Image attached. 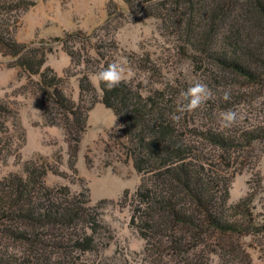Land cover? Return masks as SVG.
Returning a JSON list of instances; mask_svg holds the SVG:
<instances>
[{"label":"trees","instance_id":"1","mask_svg":"<svg viewBox=\"0 0 264 264\" xmlns=\"http://www.w3.org/2000/svg\"><path fill=\"white\" fill-rule=\"evenodd\" d=\"M123 2L127 15L137 20L155 18L162 33L175 38L198 70L200 82L210 89L208 101L195 110L176 112L173 86L144 94L127 80L111 89L99 84V98L86 73L78 78L79 97L73 100L62 87V77L45 64L53 48L15 40L23 14L36 0H0V53L11 57L32 82L45 122L61 128L71 168L90 110L99 100L112 110L139 176L133 194L125 190L120 201L125 199L131 207L130 225L145 240L149 255L199 264L200 252L205 250L222 264H253L236 240L250 236L264 251V177L257 170L264 154V0ZM109 3L103 28L108 44L93 48L104 64L107 52L118 49L114 33L127 17ZM85 37L75 29L55 40L71 62L82 65L90 58L84 57L89 56L83 46ZM225 90L230 93L228 101L221 98ZM85 94L92 96L89 105H84ZM228 109L242 118L222 128L218 113ZM173 114L180 119L172 120ZM15 117L16 111L0 99V157L14 155L24 144V133L15 137L7 127L10 120L16 124ZM224 167L233 168L234 174L256 171L247 182V193L237 201H230V178L223 175ZM22 169L0 178V238L21 246L17 253L1 244L0 264H75L67 260L64 250L70 242L84 247L92 241L84 228L96 222L92 212L105 200L92 207L84 193H72L66 185L49 186L47 172L58 171L42 157L25 160ZM78 230L86 240L80 242Z\"/></svg>","mask_w":264,"mask_h":264},{"label":"rangeland","instance_id":"2","mask_svg":"<svg viewBox=\"0 0 264 264\" xmlns=\"http://www.w3.org/2000/svg\"><path fill=\"white\" fill-rule=\"evenodd\" d=\"M109 2L118 8L119 14L124 13L127 17L121 19L123 25L114 33L118 49L107 52L104 64L98 60L93 48L95 44H108L103 28ZM127 13L128 8L123 0H36V4L23 14L14 37L18 42L32 41L33 44L43 43V46L53 48L52 52L47 53L45 64L62 77L65 93L75 101L79 97L78 78L82 73L88 75L100 98L101 90L94 80V74L121 58L126 60L123 80L133 82L144 94L173 86L178 97L181 91L200 81L199 72L191 59L182 54L175 38L162 33L157 19L144 17L137 20ZM75 29L87 36L83 39V46L89 56L84 57L90 58L88 63L82 65L71 62L60 42L55 40L64 32ZM68 45L79 46L73 42ZM32 79L38 80V76ZM0 99L7 101L16 111V124L11 120L7 122L10 133L15 137L21 132L25 135L23 146L14 151V155L0 157V178L9 173H22L25 160L42 157L49 168L57 167L58 171L47 172L45 182L49 186L66 185L72 193H84L89 196L92 207L105 200L99 204L96 213L94 210L92 212L96 222L84 228L85 234L92 235V241L85 248L70 242L64 250L68 261L72 260L75 264H179L168 256L157 260L149 255L145 240L130 225L131 207L125 205V199H120L125 190L133 194L139 176L127 154L126 140L119 130L120 123L110 108L99 100L90 110L88 128L81 141L75 166L71 168L61 128L45 122L32 82L28 81L11 57L1 53ZM91 100L90 94L84 95V105H89ZM232 169L224 167L223 175L230 178V201L233 202L247 193V182L254 179L252 176L256 171L252 174L248 171L234 174ZM257 170L264 177V154ZM85 234L80 232V242L86 240ZM236 243L250 254L253 264H264V251L259 249L257 239L246 236L236 240ZM1 244L4 249L8 247L7 250L17 253L21 247L19 242L4 236L0 238ZM200 254L203 261L199 264L223 263L217 255H209L205 250Z\"/></svg>","mask_w":264,"mask_h":264},{"label":"clouds","instance_id":"3","mask_svg":"<svg viewBox=\"0 0 264 264\" xmlns=\"http://www.w3.org/2000/svg\"><path fill=\"white\" fill-rule=\"evenodd\" d=\"M126 60L121 58L119 61H113L102 67L94 74V80L97 84H103L107 89L118 86L124 78ZM129 76L131 73H128ZM212 93L208 86L200 81H195L186 90L179 93L176 100V112L191 111L199 108L202 104L209 100ZM222 100L228 101L230 99L229 91L225 90L222 94ZM35 111H38L34 109ZM235 110H222L218 113V122L222 128H230L238 119ZM116 119V117H115ZM114 119V120H115ZM171 119L178 121L179 115H171ZM114 122V121H113Z\"/></svg>","mask_w":264,"mask_h":264}]
</instances>
